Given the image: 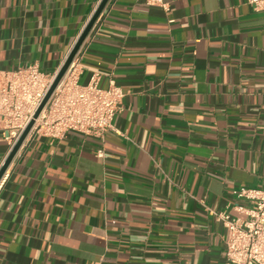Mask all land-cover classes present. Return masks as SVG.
I'll use <instances>...</instances> for the list:
<instances>
[{
	"label": "crops",
	"instance_id": "crops-1",
	"mask_svg": "<svg viewBox=\"0 0 264 264\" xmlns=\"http://www.w3.org/2000/svg\"><path fill=\"white\" fill-rule=\"evenodd\" d=\"M109 0L80 83L124 92L116 131L25 140L0 184V264H227L211 211L264 177V11ZM101 0H0V77L57 73ZM103 149L104 156L97 155ZM10 147L0 126V169Z\"/></svg>",
	"mask_w": 264,
	"mask_h": 264
},
{
	"label": "built area",
	"instance_id": "built-area-1",
	"mask_svg": "<svg viewBox=\"0 0 264 264\" xmlns=\"http://www.w3.org/2000/svg\"><path fill=\"white\" fill-rule=\"evenodd\" d=\"M147 2L170 11L164 0ZM249 3L254 10L264 11V0H249ZM57 73L45 72L33 63L5 71L0 77V126L10 152L32 121L34 124L26 139L34 134L61 138L71 131L103 138L107 132L116 131L113 121L122 109L124 92L114 83L101 88L99 73L81 84L78 55L35 118ZM97 155L103 157V149ZM234 194L251 203L234 207L243 216L211 211L226 228L227 264H264V177L261 187H241Z\"/></svg>",
	"mask_w": 264,
	"mask_h": 264
},
{
	"label": "water",
	"instance_id": "water-1",
	"mask_svg": "<svg viewBox=\"0 0 264 264\" xmlns=\"http://www.w3.org/2000/svg\"><path fill=\"white\" fill-rule=\"evenodd\" d=\"M108 1L109 0H101L98 8L96 9L94 15L92 16V18L90 19L89 23L87 24V26L85 27L84 31L82 32V34L80 35L79 39L77 40L76 44L74 45L72 51L70 52L67 60L64 63V65L61 67V69L57 73V76H56V78H55V80H54L49 92L47 93L42 105L38 109V111H37V113L35 115V118L38 117V115L40 114L41 110L43 109L45 104L50 99L52 93L54 92V90L56 89V87L58 86V84L60 83L62 78L64 77L66 71L68 70L70 64L72 63V61L74 60V58L78 54L79 50L81 49L83 43L85 42L86 38L88 37V35H89L90 31L92 30L94 24L96 23V21L98 20V18L102 14V12H103L105 6L107 5ZM33 124H34V121H32L30 123V125L27 127V129L23 133L22 137L20 138L18 143L15 145L13 150L10 152V154L8 155L6 161L4 162L3 166L1 167V169H0V181L3 178V176L5 175L6 171L8 170L10 164L12 163V161H13L14 157L16 156V154L18 153L19 149L23 145L24 141L26 140V138H27V136H28Z\"/></svg>",
	"mask_w": 264,
	"mask_h": 264
}]
</instances>
